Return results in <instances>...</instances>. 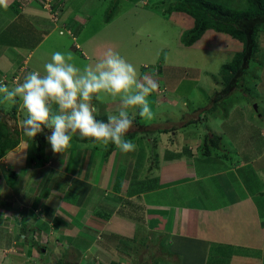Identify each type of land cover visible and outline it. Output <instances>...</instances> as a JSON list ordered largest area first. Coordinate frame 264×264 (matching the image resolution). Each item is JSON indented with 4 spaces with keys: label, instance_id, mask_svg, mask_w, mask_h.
I'll return each mask as SVG.
<instances>
[{
    "label": "rangeland",
    "instance_id": "1",
    "mask_svg": "<svg viewBox=\"0 0 264 264\" xmlns=\"http://www.w3.org/2000/svg\"><path fill=\"white\" fill-rule=\"evenodd\" d=\"M171 1L29 0L28 5L24 7L30 15L37 14L38 11H34L35 7L40 8L43 13H39L40 17L42 15L48 21L50 27L48 31L52 32L51 28L56 23L65 34L60 36L59 31H56L45 38L47 35L45 33L38 36L36 33L19 29L17 25H11L10 32L14 36L8 41L13 44L19 41V45L29 51L33 50V68L34 65H42L47 59L50 60L51 54L56 51L70 52L73 62L79 67L87 66L102 58L108 50L118 51L133 63L141 74L151 76L159 85L157 91L150 97L154 111L153 119H140L143 123L142 128L137 129L134 125L129 133L133 131L136 133L137 153L144 148L145 153L142 154L144 157L125 158L112 145L102 146L90 142L91 144L87 143L84 146L77 137L68 151L75 155L70 159L69 171L72 165L74 166V158L77 157L78 160V167L75 168L78 176L75 181L78 180L81 172L87 178L89 170L96 172L99 170L98 162H95L94 156L91 157L95 153H101L102 162L103 160L107 162V168L101 167L102 170L119 174L118 169L124 168V163L125 166L131 163L137 167L134 172L137 176L139 173L143 175L141 172L148 174L157 168L156 152L159 153L164 148L170 153L180 152L177 157L185 164L191 163L192 158L188 156H193L196 152L204 159H209L207 162L209 164H203L201 173H204L205 177L206 171L209 170L214 178L201 184L200 188L205 192L202 201L205 205L212 206L222 202L225 195L228 198L240 197L244 192L238 177L233 174L217 176L227 167H232L228 164L236 159V155L232 159L235 150L240 155L239 161L241 160L243 164L253 161L264 162V99H258V96L263 95L258 93V87L261 86L259 85L255 90L257 94L253 92L256 83L254 74L263 76L264 65L256 66L257 62H253L254 57L243 82L239 83L237 79L239 80L241 76H238L231 66L237 60L238 54L244 51V43L228 33L217 32L214 29L205 31L193 46H184L183 39L194 28V19L175 8L170 11ZM227 2H231L230 8L237 10H243L248 6L246 0H227ZM115 3H119L117 11L111 22L107 23L106 14ZM1 13L3 14L4 11L0 9V16ZM43 38L45 39L42 40ZM251 77L255 82H251ZM263 87L264 84L262 89ZM227 92L229 97L214 106L215 96L221 94L224 96ZM100 107V117H102L115 111L119 104L109 100ZM1 111L4 114L2 116L7 117L9 121L15 119L14 126L17 132H13V140L8 146L11 147L15 141L19 142V145L7 150L2 157L0 155V200L3 199L0 203V256L4 258L7 255L8 259H21L25 257L23 254L28 253L27 249L31 245L29 240L21 236L22 229L19 233L20 223L25 220L23 219L25 213L28 216L26 205L23 204L25 194L22 192L26 189L28 195L33 197L37 195L35 201L39 200L38 205H41L48 185L51 188L52 175L55 173L53 170L55 167L61 170V161L65 156L53 153L48 144L43 156L38 157L37 143L32 138L26 137L20 126V121L25 115L21 106L4 103L0 104ZM191 120L194 122L187 125ZM174 125L180 128L167 133L159 132V129L171 130ZM244 132L249 134L245 137ZM0 135H5V128L1 129ZM213 135L222 137L219 149L209 144V139ZM237 139L241 142L240 147L236 143ZM151 142L154 143V148L150 147ZM207 145L209 154L206 153ZM116 156L118 159L115 161ZM193 161L195 162L196 159L194 158ZM121 162L123 164L119 167ZM234 164L237 165L235 162ZM239 173L243 178L247 177V174L251 175V171L247 169H241ZM58 183L59 181L55 182L54 186L57 187ZM68 183L73 184V181H63L60 185ZM103 183H106L105 179ZM9 187L11 194L6 191ZM222 190L225 195L221 193ZM6 194L10 196L6 198ZM37 209L36 218L53 226L48 233L55 235L48 236V239L57 243L60 236L58 232L61 229L57 226L66 220V213L61 215L56 212L58 210L56 208ZM68 228L69 226L63 230L66 232ZM41 234L33 233L35 236L38 235L39 240L43 239V244L45 240ZM257 254L260 255V252ZM223 256L225 259V255ZM135 260L137 264L138 258ZM14 262L16 264V261ZM223 263L218 259V264Z\"/></svg>",
    "mask_w": 264,
    "mask_h": 264
},
{
    "label": "crops",
    "instance_id": "2",
    "mask_svg": "<svg viewBox=\"0 0 264 264\" xmlns=\"http://www.w3.org/2000/svg\"><path fill=\"white\" fill-rule=\"evenodd\" d=\"M6 3L7 7L0 6L4 11L0 16V80L12 84L21 81L29 72H42L43 64L33 68V50L19 45V41L16 44L8 41L14 36L10 26L17 25L19 29L38 36L45 33V38L63 30L55 23L51 28L53 31L49 32L48 21L39 15L42 13L40 8H34L35 12L38 11L36 15L26 11L24 6L29 0H6ZM258 41L259 51L253 62L262 67L264 31L259 33ZM254 77L253 92L257 94L255 90L260 85L258 93L263 95L258 99H264V75L254 74ZM255 80L251 77L252 83ZM247 134L244 132L245 137ZM131 139L137 143V135ZM80 142L84 146L91 144ZM151 143L150 147L154 148V143ZM236 143L241 146L238 139ZM172 152L165 148L156 152L157 168L137 176L134 175L137 167L131 163L127 166L124 163V168L118 169L119 174L102 170L101 167L107 168V162H102L101 153H93L91 157L94 156L95 162H98L99 170H89L87 178L81 172L77 181V157L69 171L70 159L75 155L66 153L61 161V170L57 167L53 170L51 188L48 185L41 205H38L39 200L35 201L37 195H28L26 189L22 192L28 216L25 213L19 233L23 224L30 231H39L45 240L42 244L44 248L38 251L30 245L28 253L23 254L25 257L8 259L7 255L4 258L0 256V264H15L14 261L16 264H135V258H138L137 264H218V259L223 263V255L225 264H264V162L243 164L235 150L232 159L236 155L233 161L237 165L231 160L228 166L232 167H227L217 176L233 174L238 177L244 192L240 197L228 198L222 190L225 195L223 201L207 206L202 201L205 192L200 185L214 178L209 170L205 177L201 173L203 164H209V159L193 151L194 155L188 156L192 158H189L191 163L185 164L177 157L180 152ZM144 153V148L138 153L137 150L128 154L120 152L125 158L144 157ZM117 157H114L115 161ZM241 169L250 170L251 175L243 178L239 173ZM104 179L106 183H103ZM58 181L59 185L54 186ZM63 181H73V184L60 185ZM6 191L11 194L10 187ZM37 208H56L57 213H66L67 221L57 226L61 228H58L60 236L57 243L48 239L54 234L48 233L53 226L36 218ZM67 226L69 228L65 232L63 228ZM142 240L144 242H138ZM149 260L152 262L148 263Z\"/></svg>",
    "mask_w": 264,
    "mask_h": 264
},
{
    "label": "clouds",
    "instance_id": "3",
    "mask_svg": "<svg viewBox=\"0 0 264 264\" xmlns=\"http://www.w3.org/2000/svg\"><path fill=\"white\" fill-rule=\"evenodd\" d=\"M0 6L7 7L6 0ZM158 87L118 51L108 50L84 67L73 62L70 52L56 51L42 72H29L12 84L0 80V104H19L25 114L23 134L33 140L45 136L53 153L65 155L78 137L128 154L137 150L129 137L137 117H154L150 97ZM109 100L119 107L101 119L100 105Z\"/></svg>",
    "mask_w": 264,
    "mask_h": 264
},
{
    "label": "trees",
    "instance_id": "4",
    "mask_svg": "<svg viewBox=\"0 0 264 264\" xmlns=\"http://www.w3.org/2000/svg\"><path fill=\"white\" fill-rule=\"evenodd\" d=\"M135 1V0H132ZM138 2L140 0H137ZM247 5L243 10L232 9L229 7L227 0H172L169 9L175 8L177 11H182L187 15L191 16L194 19V28L188 32V35L183 39V44L186 47L193 46L209 29H214L217 32L228 33L233 37L241 40L244 43V51L237 56V60L232 63V70L237 72L236 74L239 77L237 81L242 83L244 80V75H246L250 62L257 55L259 51L258 47V34L261 31H264V0H246ZM119 2V1H118ZM119 4V3H118ZM117 3L107 12L106 22L110 23L115 11H117ZM234 67V68H233ZM145 70V69H144ZM237 77V76H236ZM215 96L214 106L217 105L221 100L227 99L229 93H225L224 96ZM213 106V107H214ZM3 112H0V132L1 129L5 128V135H0V155L1 157L9 149L16 148L19 145V142H14L10 147L9 142L13 140V132L16 131V126H14V118L11 121L7 117L2 116ZM101 119H106V116L100 117ZM141 118L137 117L134 125L137 129L142 128L143 123L140 120ZM201 121V117H199ZM194 122L191 120L187 123L190 125ZM13 123V125L11 124ZM15 127V128H14ZM171 130L159 129L160 133H167L169 131H174L179 129L177 126H173ZM133 138L136 133L133 131L129 134ZM80 141L89 142L86 139H79ZM37 143V156L42 157L45 151L48 142L45 136L41 135L34 140ZM222 137L219 135H213L209 139V144L216 148H220ZM206 153L209 154V147H206ZM22 227L23 236L30 241L31 246L37 248L38 251H41L44 247L39 240L38 235L39 231H30L28 227ZM29 231V232H28ZM28 236H26V234ZM33 233H37L35 236Z\"/></svg>",
    "mask_w": 264,
    "mask_h": 264
}]
</instances>
